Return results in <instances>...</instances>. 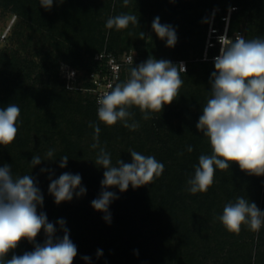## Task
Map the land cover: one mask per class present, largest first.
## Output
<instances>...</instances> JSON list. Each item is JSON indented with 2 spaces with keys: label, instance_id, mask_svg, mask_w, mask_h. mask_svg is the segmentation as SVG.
<instances>
[{
  "label": "trees",
  "instance_id": "trees-1",
  "mask_svg": "<svg viewBox=\"0 0 264 264\" xmlns=\"http://www.w3.org/2000/svg\"><path fill=\"white\" fill-rule=\"evenodd\" d=\"M40 2L0 0V14L18 19L12 46H0V108L13 103L20 108L16 139L0 145V167L11 166L14 177H33L44 200L38 213L54 224L57 238L64 235L57 223L63 219L77 247L73 264H264V226L257 232L242 225L237 234L218 219L224 206L241 196L264 211V176L249 175L232 164L216 170L206 193L187 190L199 156L212 154L209 139L196 128L211 98L210 78L220 52L217 43L204 59L212 13L215 10V26L223 32V17L231 9L228 34L233 40L238 35L264 38V0H129L127 6L123 0H54L49 10ZM120 14L136 15L138 24L122 30L105 27L108 18ZM156 17L175 29L174 47H167L153 31ZM104 49L118 58L134 55L117 83L150 57L173 64L186 60L179 96L161 113H150L148 120L138 108L129 109L134 113L129 123H139L135 131L122 122L101 123L92 74L102 64L95 55ZM72 70L75 75L68 78ZM90 124L101 129L95 149ZM100 148L110 154L113 166L118 160L130 163V150L154 156L164 165L162 175L149 185H130L125 192L107 189L118 197L109 205L110 222L91 206L102 191L104 169L95 164ZM49 150L54 153L51 159L46 156ZM34 155L42 162L32 167ZM65 155L69 159L61 168ZM65 172L79 174L86 193L56 204L49 184ZM45 240L41 230L34 243L22 240L6 259L33 251ZM98 250L102 255L97 256Z\"/></svg>",
  "mask_w": 264,
  "mask_h": 264
},
{
  "label": "clouds",
  "instance_id": "clouds-1",
  "mask_svg": "<svg viewBox=\"0 0 264 264\" xmlns=\"http://www.w3.org/2000/svg\"><path fill=\"white\" fill-rule=\"evenodd\" d=\"M53 3L54 0H41L40 6L49 10ZM123 3L127 6L129 0ZM130 24H138L137 16L120 14L108 18L105 27L122 30ZM152 29L158 38L166 40L167 47L175 46L177 35L172 26L161 24L156 17ZM141 36L144 33L141 32ZM220 43L219 55L214 58L215 71L210 78L211 98L196 124L198 131L209 139L212 154L199 156L194 175L187 180V190L191 194L206 193L214 184L216 170H226L232 164L239 165L249 175L264 176V38L247 40L238 35L233 40L222 36ZM185 72L183 62L173 64L151 57L132 67L125 82L110 85V91L98 97L99 121L106 126L122 122L125 128L135 131L139 123L134 120L129 123L134 115L129 109L138 108L145 120L151 118L150 113H161L179 96L183 85L181 74ZM19 117L20 108L14 103L0 108V145L14 142ZM89 126L94 129L95 142L91 147L95 149L99 147L101 129L98 124ZM187 151L192 152L193 148L189 146ZM53 154L49 150L46 156L51 159ZM130 156V163L118 160L113 166L110 154L100 148L95 160L104 172L101 194L91 206L105 213L103 219L107 222L111 220L109 205L118 198L107 189L116 187L125 192L130 185L134 189L149 185L164 171V165L154 156L135 150H130ZM68 159L63 156L59 166L66 167ZM41 162L42 158L34 155L31 165L34 167ZM81 181L79 174L65 172L51 180L48 191L56 204L71 201L74 193L77 197L86 193ZM43 202V195L31 175L14 177L11 166L0 167V264H73L78 250L69 238L65 221L57 222L64 232L63 237H55L54 224L48 222L45 213L37 211ZM218 219L229 232L238 234L242 225L258 232L264 226V211L241 196L234 203H227ZM41 230L46 235L43 245L35 244L33 251L13 254L11 259H6L22 240L34 243ZM100 255L102 252L98 250L97 256ZM84 259L90 258L85 256Z\"/></svg>",
  "mask_w": 264,
  "mask_h": 264
},
{
  "label": "built area",
  "instance_id": "built-area-1",
  "mask_svg": "<svg viewBox=\"0 0 264 264\" xmlns=\"http://www.w3.org/2000/svg\"><path fill=\"white\" fill-rule=\"evenodd\" d=\"M230 15L231 9L229 10L227 16L223 17V20L225 21L224 31L220 32L215 26V10L213 11L211 19L208 23L209 26L204 59L208 58V49L210 47L219 43L221 48L220 37L223 36L231 39L228 34ZM95 59L102 63L99 70L92 74L93 82L95 84L94 90L96 92V98L98 99V97L103 95L105 92L110 91V85L115 86V84L121 79L123 70L134 62V55L132 52H129L123 58H118L113 52L104 49L95 55ZM181 62H183L187 70V61L180 60L179 63ZM72 71L75 74V71Z\"/></svg>",
  "mask_w": 264,
  "mask_h": 264
},
{
  "label": "rangeland",
  "instance_id": "rangeland-1",
  "mask_svg": "<svg viewBox=\"0 0 264 264\" xmlns=\"http://www.w3.org/2000/svg\"><path fill=\"white\" fill-rule=\"evenodd\" d=\"M15 18L16 16L14 14H0V46H12L13 39L11 36L15 26L14 24L18 21V19ZM72 73L73 71H67V77H73L75 74L72 75Z\"/></svg>",
  "mask_w": 264,
  "mask_h": 264
}]
</instances>
